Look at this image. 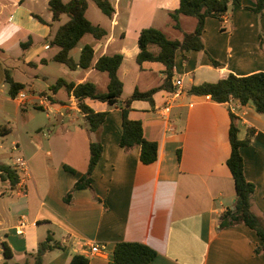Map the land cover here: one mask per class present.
Instances as JSON below:
<instances>
[{"label": "crops", "instance_id": "0c3cea01", "mask_svg": "<svg viewBox=\"0 0 264 264\" xmlns=\"http://www.w3.org/2000/svg\"><path fill=\"white\" fill-rule=\"evenodd\" d=\"M108 1L113 7L107 16L110 27H116L120 15L138 12L147 17L134 30L135 44L117 47L116 37L88 17L87 0L85 16L106 34L99 39L82 35L79 40L91 36L80 46H92L91 63L69 69L53 60L58 46L51 43L67 15L53 20L48 0H0V163L12 166L17 155L26 161L25 171H17L13 188L0 179V264L32 262L38 243L47 235L57 246L43 253L42 264H67L74 254L85 257L87 264H112L111 252L119 241L152 248L155 256L148 264H264V252L255 250L262 242L252 229L243 223L219 227L221 213L232 207L235 193L225 163L230 152L229 110L235 115L238 139L253 129L249 143L239 150L245 179L254 185L251 210L264 223V114L256 112L250 102H216L209 95L188 92L192 85L214 82L228 73L264 72V14L245 8L255 0H241V6L226 10L223 24L206 17L203 50L177 49L169 88L156 90L152 104L143 99L131 101L129 117L140 120L143 137L157 144L156 159L144 164L138 146L125 149L118 144L121 126L116 104L84 99L94 111H106L99 128L92 131L76 99L63 86L53 90L52 85L58 79L89 81L97 91H105L107 73L93 64L102 54L120 53L121 97L135 88L146 91L158 86L165 78L164 65L135 61L139 30L154 27L167 38L180 40L183 32L194 29L196 19L179 15V28L173 27L169 12L178 0ZM74 48L69 53L77 60L79 52L73 56ZM149 49L157 51L154 45ZM27 67L33 70L31 76ZM5 71L24 85L20 90L36 91L40 102L29 108L27 100L11 97ZM175 79H180L179 85ZM35 81L44 87L34 90ZM165 106L168 110H163ZM38 110L52 123V130L39 119ZM12 131L16 140L6 151L3 139ZM92 141L100 142L102 150L90 174V187L73 190L66 201L65 194L87 169ZM63 164L74 172L64 170ZM21 221L23 233L17 234L15 227ZM1 241L11 250L9 258L2 257ZM90 243H97L100 251L89 253Z\"/></svg>", "mask_w": 264, "mask_h": 264}, {"label": "trees", "instance_id": "16d2710c", "mask_svg": "<svg viewBox=\"0 0 264 264\" xmlns=\"http://www.w3.org/2000/svg\"><path fill=\"white\" fill-rule=\"evenodd\" d=\"M97 7L106 16H111L113 7L108 0H92ZM241 0H178L177 7L169 12L172 25L179 28V15L193 16L196 19L195 27L190 32H183L181 39H169L165 34L154 27H144L139 30L137 35L138 52L135 61H159L164 65L163 72L165 78L163 82L146 91L134 89L127 97H121L122 83L117 76V68L122 60L120 53L111 55L102 54L97 57L93 67L99 71H105L108 76V82L105 91H97L92 82H66L58 79L52 89L56 90L63 86L68 94H71L77 101V107L84 114L87 127L95 131L99 128L104 120L106 111H94L88 106L84 99L90 98L106 102L108 105L116 104L120 112L121 132L118 140L120 147L125 149L131 146L139 147V160L148 164L156 159L157 144L155 141L147 140L142 135L141 121L131 119L128 115L130 103L134 99L147 100L153 103L152 94L161 88H169L168 83L172 76L174 54L177 49L186 50H203L201 32L206 17H215L220 20L223 12H226L232 6H241ZM48 8L52 13V19L57 20L61 14L67 15V20L57 27L53 33L51 43L58 46V50L53 55V60L65 64L69 69L77 67L85 68L91 63L93 48L90 44H84L80 48L78 59L75 60L69 51L74 48L82 35L88 33L99 39L106 34V31L95 24H92L85 16L87 0H48ZM245 8L258 13L264 14V0H255L253 6ZM39 21L41 17L34 15ZM21 45H24L22 43ZM154 45L157 51L149 49ZM213 65L218 62L210 59ZM4 81L8 84V92L11 97H15L17 92L23 88L21 82L13 80L10 74L5 71ZM190 94L209 95L216 102H228L234 99L241 104L250 102L254 110L264 114V72L255 71L245 75H236L228 73L225 77L219 78L214 82H202L192 85L188 89ZM229 127L228 140L230 152L225 161L234 182V202L232 207L226 208L221 213L219 227H226L236 223H243L252 229L259 237L262 244L255 247V250L261 249L264 252V223L251 210V198L254 189L252 182L245 179L243 174V162L239 148L249 143L253 134V129H248L242 139L237 137V126L235 124V115L229 110ZM102 150L101 143L92 141L89 143V157L87 169L73 183L71 189L65 194L64 200H68L75 189L90 187L91 171L100 157ZM179 157V152L177 151ZM63 169L74 172L70 166L63 164ZM0 179L8 182L9 188H13L18 181L17 171L10 165L0 163ZM57 244L47 235L44 240L37 245L36 252L33 254L32 262L24 261L15 264H42L43 253L50 248L56 247ZM3 259L11 256L9 246L1 241ZM155 256V251L149 246L135 241H119L113 246L111 252L112 264H148ZM5 264V263H4ZM67 264H87V259L80 254H74Z\"/></svg>", "mask_w": 264, "mask_h": 264}, {"label": "rangeland", "instance_id": "374dc122", "mask_svg": "<svg viewBox=\"0 0 264 264\" xmlns=\"http://www.w3.org/2000/svg\"><path fill=\"white\" fill-rule=\"evenodd\" d=\"M89 7L87 10V15L90 18V20L96 22L97 24H99L100 26H105L104 28H106L109 32V34H113L116 37V43L115 45H117V47H119L121 44H126L128 47L132 46L135 44L136 39H135V33L134 30L136 28V26L140 23H143L147 17L144 16L143 14L140 13H134V14H128V15H120L118 17V24L116 25V27H110V19L104 15L100 9L91 1L89 0ZM66 18L65 15H63V20ZM135 18L137 20H135ZM166 19L168 20V17H166ZM121 26V27H120ZM89 37H91L90 35H86L84 36V38H82L81 40H79V42H77L75 48L72 51V55L73 56H77L80 46L82 44V42L84 40H87ZM133 61V60H132ZM127 63V60H126ZM135 62H132L133 65ZM53 65V66H52ZM55 64L52 62L50 64V67L52 69H54ZM27 75L31 76V74L33 73V70L27 67ZM17 76L21 77V80H25L23 75H20V71H17ZM28 84H31L30 80H26L25 81ZM41 84V85H40ZM35 87L34 90H37L39 88H43L44 87V83H41L40 81L36 82L35 81ZM40 86V87H39ZM26 93V97L24 98L25 100H27V106L29 108H31L33 103H39V99L36 98V91H34L33 93L31 91H29V89H25L24 91ZM35 113H37L39 115V119L46 123L50 129L52 130V123L50 124V122H48L47 119L44 118V113L43 111H35ZM53 124L56 126L58 123L57 121H54ZM44 132L46 133V129H44ZM16 140V133L14 131H12L11 133H9L8 135L5 136V138L3 139V144L4 147L6 148L5 150H9L11 147V144L13 141ZM4 199H6V197H4ZM9 262H11V259L9 260Z\"/></svg>", "mask_w": 264, "mask_h": 264}, {"label": "built area", "instance_id": "2783aa9c", "mask_svg": "<svg viewBox=\"0 0 264 264\" xmlns=\"http://www.w3.org/2000/svg\"><path fill=\"white\" fill-rule=\"evenodd\" d=\"M227 19V12H223L220 18L221 23H225ZM174 84L175 85H179L180 84V79H175L174 80ZM26 97V93L23 90H19L17 92V94L15 95V98L19 101L22 102L24 100V98ZM231 99H229L230 101ZM163 110H168V106L163 107ZM12 167L16 170V171H21L24 172L26 169V161L24 159L23 156L17 155L15 157H13V161H12ZM23 222H19L18 225L15 227V231L17 234H22V228H23ZM101 247L97 244V243H90L89 245V253H98L100 251Z\"/></svg>", "mask_w": 264, "mask_h": 264}]
</instances>
